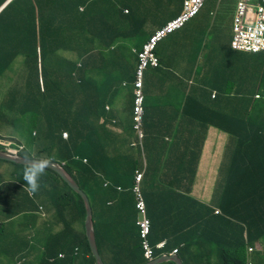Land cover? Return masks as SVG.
Listing matches in <instances>:
<instances>
[{
	"label": "trees",
	"instance_id": "16d2710c",
	"mask_svg": "<svg viewBox=\"0 0 264 264\" xmlns=\"http://www.w3.org/2000/svg\"><path fill=\"white\" fill-rule=\"evenodd\" d=\"M6 1L0 0V8ZM115 3L10 0L1 8L0 145L26 158L63 163L89 198L96 244L104 263L142 264L146 259L131 191L138 164L134 161L131 168L124 164L131 152L119 144L121 154L110 158L99 147L102 139L94 131V96L103 92L104 86L96 88L83 61L97 44L107 47L123 40L117 69L121 84L132 85L137 66L133 50L137 49L131 42H138L139 25L119 15ZM133 24L134 29L127 32ZM263 80L264 75L253 78L261 87ZM231 90L230 86L215 92L209 89L203 95L208 103L201 104L204 117L197 118L200 124L216 127L236 140V146L233 142L229 146L232 177L223 187L222 204L202 202L183 188L192 176L189 168L179 166L182 170L177 178L168 179L167 173L173 171H161L157 162L153 181L172 196H179V201L174 205L167 199L164 206L155 204L152 212L143 192L151 222L148 240L155 256L177 247L184 264H248L247 247L257 242L261 249L252 253L250 264H264V124L257 119L264 118V98L255 97L263 94L264 88L243 97L241 104ZM127 107L123 123L128 136L134 138L131 93ZM101 115L105 128L111 118H105L104 110ZM114 125L118 127L120 122ZM65 131L67 139L62 138ZM13 139L23 142L24 149L10 147L7 142ZM166 154L164 150L163 156ZM24 168L0 160V241H4L0 264H96L84 233L85 208L80 195L48 168L40 178L39 190L29 193ZM41 204L47 212L55 211L52 221L46 213L42 215ZM196 207L204 209L198 216ZM68 210L72 217L67 219ZM37 219L43 220L47 236L33 233ZM164 239V248L154 247ZM215 243L220 248L214 249Z\"/></svg>",
	"mask_w": 264,
	"mask_h": 264
},
{
	"label": "crops",
	"instance_id": "0c3cea01",
	"mask_svg": "<svg viewBox=\"0 0 264 264\" xmlns=\"http://www.w3.org/2000/svg\"><path fill=\"white\" fill-rule=\"evenodd\" d=\"M235 4L236 0H205L201 11L206 9L209 12V17L216 11L213 23L217 22L218 24L217 33L210 38L209 46L204 38L210 20L208 23V17L205 14L201 15V11L198 14L200 15L199 19L196 18L197 15L183 28L168 35L157 45L155 53L160 65L158 68L147 69L144 76L145 103L148 104L144 119L143 155L145 161L140 148L130 147V144L136 140L135 137L128 136L123 123L125 120L123 114L126 111L121 105H127L132 85L128 82L122 88L120 84L123 78L118 69L106 68V72L110 76L114 73V82L111 84L109 94L104 96H109V101L115 103L117 107L120 106V116H118L120 126L104 128L96 123L94 131H97L102 139L99 147L104 150L105 156L110 158L113 154H121L120 145L125 151L130 150L131 152L126 155L124 164L131 168L132 163L136 161L139 166L137 169L145 167L142 187L146 194L148 209L152 212L155 204L164 206L167 199L174 205L176 201H179V196H172L171 192L163 185L158 186L153 181L152 176L154 168H157V162L160 163L158 168L161 171L163 169H166V173L168 170L173 171L167 173L168 179L173 175L174 179L177 178L176 174H180L182 170L179 166L192 170L193 172L190 173L192 176L195 170V177L192 179L190 175L192 180H186L187 183L182 185L185 190L190 191L191 195L202 202L222 204L224 199L223 187L232 177L230 170L233 168V165L230 166L232 160L228 155L229 146L231 142L236 146V140L216 127L199 123L197 118L204 117L201 104L207 102L203 95L209 89L212 92H215L216 88L228 90V83L232 82L234 86L231 90L232 94L237 95L241 104L243 97L253 95L259 91V88H264V80L262 87L258 81H253V78L259 79L264 75V54L248 58L247 54L235 52L230 48ZM115 5L117 13L128 5H133L141 13L146 9L162 12L166 7L169 8V0H116ZM219 6L225 7L224 12L220 14ZM228 11L230 12L229 31L228 34H222L225 31L223 17ZM180 12L181 5L175 12L170 11L169 15L157 24H155L157 14L142 17L146 21L145 29L139 32L137 43L134 40L131 42V47L139 49L143 40L144 43L151 33L175 18ZM103 14L106 15L105 12ZM134 26L135 24L131 25L127 32L134 29ZM107 48H109L110 57L115 58L113 63L117 64L118 43L108 45ZM100 58L104 59L102 56ZM211 84H215L216 88H211ZM161 95L167 99L159 101L158 97ZM257 119L259 123L264 124V118ZM218 139L220 141L217 143ZM164 150H167L165 156H163ZM162 156L164 164H161ZM199 158V164L196 166L195 163ZM174 188L180 189L176 186ZM169 206L170 204L166 207ZM195 210L197 216L204 211L197 207ZM182 212L185 215V212ZM177 214L179 215V211ZM36 222L33 233H36L38 237L47 236L43 221L37 219ZM3 244L4 241H0L1 248ZM258 246L260 244L256 242L253 247L258 250ZM216 248H220V246L215 243L214 249Z\"/></svg>",
	"mask_w": 264,
	"mask_h": 264
},
{
	"label": "clouds",
	"instance_id": "9594fccd",
	"mask_svg": "<svg viewBox=\"0 0 264 264\" xmlns=\"http://www.w3.org/2000/svg\"><path fill=\"white\" fill-rule=\"evenodd\" d=\"M10 0H7L6 3H4V5H2L1 8H3ZM183 2L184 0H182V4H181V12H182V9H183ZM204 3H205V0L203 1V5L202 7L200 8V10L198 11V13L192 17L190 20H192L193 18H195L199 12L203 9V6H204ZM238 3V0H236V4H235V12H236V5ZM130 6H131V9H130ZM128 5L126 7H123L119 10V15L121 16H124V17H127L129 20H131V18L136 21V23L138 24L137 20H136V15L132 16L133 13H136L138 11V9L136 7H134L133 5ZM0 8V10H1ZM116 10V9H115ZM181 12L175 17L177 18ZM235 12H234V16H235ZM211 15H214L213 13H211ZM234 16L232 18V25H233V20H234ZM173 18V19H175ZM173 19L169 20L168 22H166L162 27L156 29L153 33H151L148 38L146 39V41L144 43H142L141 47L138 49V48H135L137 50H133L134 53H136L137 55V66H136V70H137V67H138V54L143 50V47L144 45L148 42L149 38L158 30L162 29L167 23H169L170 21H172ZM188 20V21H190ZM187 21V22H188ZM186 22V23H187ZM185 23V24H186ZM184 24V25H185ZM183 25V26H184ZM183 26L181 28H183ZM179 28V29H181ZM232 28V26H231ZM177 29V30H179ZM175 30V31H177ZM175 31L169 33V34H166L155 46L154 50H153V53L154 55L157 57L156 53H155V50H156V47L157 45L163 40L165 39L168 35L174 33ZM232 40H233V28H232V39H231V42H230V48L231 50L235 51V52H241V53H244V54H247L248 57H251V55H254V56H258V55H262L264 54V50H259L257 52H253V51H244V50H236L234 48H232ZM103 57L104 59L100 58V57ZM84 60V64L89 68L90 72L93 74L94 76V80L93 82L95 83L96 85V88H99V87H102L104 86V90L103 92H98L95 94L94 98H95V105H94V112H93V121L94 119L96 118V120L94 121V123H99L100 125H102L101 123L104 120L103 117H101V112L102 110H104V113H105V118L109 119L111 118V123L108 125H106V128L109 127V128H114L116 127L114 125V123L117 121L119 123V120H118V116H120L119 114V111H120V106L117 107L115 105V103L113 104L112 101H109V96H104V95H107L109 94L110 90H111V84L114 82V78H113V74H111V76L109 75V73L106 72V68H115L117 69V66L119 65V60L117 62V64H114L113 63V59L115 58H112L109 56L106 55L105 52H89L88 54H86V56L83 58ZM90 59V60H89ZM158 59V57H157ZM159 59H158V65L156 67H146L144 72H143V75H142V80H141V85L139 87L136 86V83H137V77H136V70H135V73H134V79H133V83H132V87H131V95L133 97V116H132V120H133V130H134V133H135V142L133 144H130L131 147H141L143 146V152H144V140H145V132H144V119H145V115H146V109H147V106L148 104L145 103V93H144V76H145V73H146V70L149 69V68H158L159 67ZM101 67H103L104 71L103 73L101 74ZM125 84H126V81H124L121 86L122 88L125 87ZM130 97V95H129ZM256 98L258 99H261V98H264V93L261 94V93H258L256 96ZM121 107H123L126 111V114L129 112V107H127V105H121ZM100 116V117H99ZM99 117V118H98ZM128 117V116H127ZM93 123V122H92ZM91 123V124H92ZM94 124V125H95ZM103 126V125H102ZM35 134V133H33ZM62 138L63 139H67L68 138V133L65 131L62 133ZM13 141L17 142L18 143V147H21L19 149V151H21L22 149H24L25 145L23 142L21 141H17V140H14ZM170 145V144H168ZM168 148V146H167ZM0 151H2V149H0ZM6 151H13V152H16L18 153L17 150H6ZM19 154V153H18ZM20 155V154H19ZM26 158V157H25ZM30 159H37V158H30ZM50 162H56V161H50ZM83 162L85 163L86 160L83 159ZM58 163V162H57ZM60 164L62 167H63V163H58ZM23 166V165H22ZM49 166V161L47 159H41V160H32L30 162H28L24 168V172H23V180L26 182L27 184V191H29V193H35L39 190L40 188V178L43 176L44 172H45V169ZM139 167V166H138ZM137 167V168H138ZM64 168V167H63ZM65 169V168H64ZM52 171V170H51ZM144 174H145V167L143 166L142 168L140 169H136L135 172H134V179H133V184H132V187H131V191H132V194H133V198H134V206H135V209L137 211V220H136V224H137V221L138 219L140 218V213L136 207V202H137V195L140 194L141 195V198H142V201L144 203V209H145V215L146 217L149 219V217L147 216V207H146V203H145V198H144V191H143V187H142V181H143V178H144ZM70 175V174H69ZM71 176V175H70ZM72 177V176H71ZM73 178V177H72ZM137 178H139L137 180ZM74 179V178H73ZM64 181V180H63ZM69 186V185H68ZM79 186V185H78ZM134 186H138V192L134 191ZM75 192V191H74ZM87 195V194H86ZM81 197V196H80ZM88 197V196H87ZM82 199V198H81ZM89 199V198H88ZM83 201V200H82ZM91 206V204H90ZM218 208V207H217ZM39 209L42 211V215H44V213H46L48 216H49V220L52 221L53 220V216H56L55 214V211L53 212H49V209H48V212L45 210V207L44 205L41 204V206H39ZM92 209V208H91ZM93 216V214H92ZM65 217L68 219L69 217H72V214L70 212V210H68L66 213H65ZM85 217V216H84ZM40 221H43L42 219H39ZM93 220V219H92ZM150 221V219H149ZM138 225V224H137ZM94 226V225H93ZM150 226H151V222H150ZM83 227H84V222H83ZM139 227V225H138ZM149 232H150V228H149ZM149 232L146 236V239H147V242L149 244V247L151 249V252H153L152 257L151 258H147L144 254V248H143V245H142V241H143V238L140 236V230H139V237L141 239V246H142V249H143V255L146 259L145 262L147 261H151L157 257H160L161 255L163 254H169V255H173V254H179L178 252V248H174L172 252H169V253H163L161 254L160 256H155V249H153V246L150 244V241L148 240V235H149ZM84 233H85V230H84ZM161 242H164L163 246L159 247L158 244L161 243ZM259 244V243H258ZM166 245V240H160L158 241L157 243H155L154 247L155 248H164ZM98 248V247H97ZM177 249V252H174V250ZM247 263L250 264L251 263V259H252V253L254 252L255 250V247L253 246H248L247 247ZM258 249H261L260 246H258ZM59 256H62V254H59ZM101 256V255H100ZM181 257V256H180ZM182 259V258H181ZM183 261V260H182ZM144 262V263H145ZM166 262V261H165ZM163 263V262H162ZM184 263V262H183ZM160 264V263H159ZM176 264V263H175Z\"/></svg>",
	"mask_w": 264,
	"mask_h": 264
},
{
	"label": "built area",
	"instance_id": "2783aa9c",
	"mask_svg": "<svg viewBox=\"0 0 264 264\" xmlns=\"http://www.w3.org/2000/svg\"><path fill=\"white\" fill-rule=\"evenodd\" d=\"M203 1L184 0L181 14L149 38L143 50L138 54V67L136 70L137 87L141 85L145 68L148 66L156 67L158 65V59L153 53L156 44L166 34L181 28L188 20L194 17L202 7ZM232 28V48L253 52L264 50V0H238ZM0 149L7 150L2 145H0ZM134 191L138 192V186H134ZM136 207L141 214L137 224L139 225L140 236L143 238L144 254L147 258H151L153 252H151L146 239L150 228V221L145 215L144 203L140 194L137 195ZM163 244L164 242H161L158 246L161 247ZM174 252H177V249Z\"/></svg>",
	"mask_w": 264,
	"mask_h": 264
},
{
	"label": "water",
	"instance_id": "95a60500",
	"mask_svg": "<svg viewBox=\"0 0 264 264\" xmlns=\"http://www.w3.org/2000/svg\"><path fill=\"white\" fill-rule=\"evenodd\" d=\"M0 160L11 162L17 165L26 166V164L32 160H41V159L25 158L16 152L2 150L0 151ZM47 168L55 172L62 180H64L69 185V187L73 191H75L81 196L85 208V217H84L85 236L87 238L92 255L95 258V263L105 264L97 248L93 220H92V209L86 193L78 186L76 180L73 179L69 175V173L57 162L49 161V166ZM165 261H173L176 264H184L181 257L178 254H173V255L163 254L160 257H157L151 261H147L142 264H159Z\"/></svg>",
	"mask_w": 264,
	"mask_h": 264
},
{
	"label": "rangeland",
	"instance_id": "374dc122",
	"mask_svg": "<svg viewBox=\"0 0 264 264\" xmlns=\"http://www.w3.org/2000/svg\"><path fill=\"white\" fill-rule=\"evenodd\" d=\"M181 4H182V0H169V8L166 7L165 10L162 11V12H158L157 10H148V9H146V10H143V12L141 13L138 10L136 12V16L135 17H136V20H137L138 25H139V31H142L143 29H145L146 21L143 20L142 17L151 16L153 14H157V19L155 21V24H157V23H160V21L162 19H164L165 17H167L169 15L170 11L175 12L178 8H180V5ZM219 7H220L219 14H220L221 12H224V8L225 7H222V6H219ZM143 8H144V6H143ZM200 14L201 15H204L205 14L208 17V23H209V20H210V23L208 25V28L205 31V38H204V40L205 39L207 40V44H208V42L210 41V38L217 33L216 32V29L218 28V24H217V22L213 23L214 22V17H215L216 11H215V14L212 15V16H210V17H209V12L206 9H204L203 11H201ZM229 16H230V12L229 11L224 14L223 23H224L225 31L222 34H228V31H229V28H228L229 27L228 17ZM196 18L199 19L200 18V15H198ZM143 41L140 44H142ZM118 45H119V47L122 46L123 45V40H121ZM207 46H209V44ZM99 51L105 52L107 56L110 55L109 48H107V47H99V45L97 44L96 45V49L94 50V52H99ZM117 52H118V49H117ZM103 71H104V69H103V67H101V74L103 73ZM229 86H230L231 89L234 88V86L232 85L231 82H229ZM158 99H159V101H161V100H166L167 98L164 95H161L160 97H158ZM219 141H220V139L216 140L217 143ZM7 144L10 147H14V146L16 147L18 145V143L15 142V141L7 142ZM9 149L15 150L13 148H9Z\"/></svg>",
	"mask_w": 264,
	"mask_h": 264
}]
</instances>
